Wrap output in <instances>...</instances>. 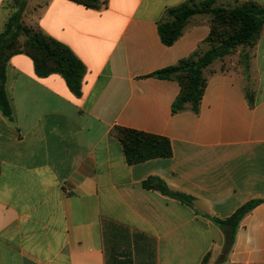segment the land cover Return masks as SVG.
I'll return each mask as SVG.
<instances>
[{"label":"crops","instance_id":"crops-1","mask_svg":"<svg viewBox=\"0 0 264 264\" xmlns=\"http://www.w3.org/2000/svg\"><path fill=\"white\" fill-rule=\"evenodd\" d=\"M6 1L0 32L14 12ZM106 1L98 11L25 0L24 24L67 45L87 73L77 97L61 75L39 77L29 56L9 60L0 264H264V31L249 61L254 90L250 70L241 79L217 61L204 72L198 111L173 113L181 84L153 74L206 48L209 15L192 17L166 46L159 23L188 0ZM117 127L168 138L173 156L129 165ZM151 177L192 204L146 189ZM252 201L261 203L228 246L214 219Z\"/></svg>","mask_w":264,"mask_h":264},{"label":"trees","instance_id":"trees-1","mask_svg":"<svg viewBox=\"0 0 264 264\" xmlns=\"http://www.w3.org/2000/svg\"><path fill=\"white\" fill-rule=\"evenodd\" d=\"M70 1L91 10L99 11L107 7L106 0ZM216 1L188 0L177 7L168 9L165 17L159 23V33L166 46H172L179 40L190 19L196 15L224 14L219 19L221 21L219 24H224V26L228 24L229 27L233 28L220 47H212L202 56H198L200 52L197 51L177 66L153 74L155 77L175 79L181 84L182 91L173 105V113L184 110L187 104H190L193 111L197 112L206 86L205 70L218 59L229 56L237 47H251L260 39L264 28V6L250 1L228 10L218 9L216 11L213 9ZM6 3L7 7L14 9V12L0 32V112L2 115L13 121V112L6 93V71L9 60L19 54H25L33 60L36 74L39 77H48L53 74L61 75L70 91L75 96L81 97L83 82L87 73L84 63L67 45L40 29L24 24L25 0H7ZM210 25L211 33L206 40V45L213 32L211 21ZM250 99L253 102L252 95ZM113 133L122 144L129 165H136L153 159H168L173 156L171 142L166 137L119 127L115 128ZM143 186L183 203L192 204V197L182 193H171L167 184L158 177L149 178ZM260 203V201L249 202L228 219H214L215 223L225 230L228 246L234 243L243 218Z\"/></svg>","mask_w":264,"mask_h":264},{"label":"rangeland","instance_id":"rangeland-1","mask_svg":"<svg viewBox=\"0 0 264 264\" xmlns=\"http://www.w3.org/2000/svg\"><path fill=\"white\" fill-rule=\"evenodd\" d=\"M205 1V0H202ZM201 1V2H202ZM238 4L235 3L234 0H217L215 5L213 6L214 10H228L231 9ZM224 14H216V13H210V21L213 24V32L212 35L207 43L206 48H203L200 50L198 56H202L205 52L210 50L212 47H220L222 42L225 41L228 38V34L232 32L231 27H229L228 24L224 26V24H219L221 21L219 19L223 16ZM264 28L262 30L261 36L263 34ZM260 36V38H261ZM22 41H24L22 39ZM257 44V43H256ZM256 44L252 45L251 47L246 46H240L237 47L233 52L229 55L226 56L222 59H218L217 61L219 62V66L223 69H231L234 70L235 72H238V77L243 79V76L246 74L247 70H250L252 72V78L251 83H247L248 88L247 89H252L254 90V86L256 85V76L254 73V63H250L249 67V61L252 58V55L254 54V48ZM215 61V62H217ZM244 69V72H243ZM244 74V75H243Z\"/></svg>","mask_w":264,"mask_h":264}]
</instances>
